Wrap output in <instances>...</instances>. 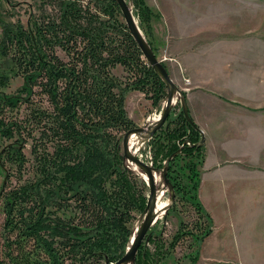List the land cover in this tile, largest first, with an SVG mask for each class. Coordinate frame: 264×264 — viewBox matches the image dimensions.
I'll return each mask as SVG.
<instances>
[{"label": "trees", "instance_id": "trees-1", "mask_svg": "<svg viewBox=\"0 0 264 264\" xmlns=\"http://www.w3.org/2000/svg\"><path fill=\"white\" fill-rule=\"evenodd\" d=\"M83 1L35 0L38 14H30L28 25L21 19H0V53L13 63L0 72V135L13 140L0 153L5 172L0 264H115L126 253L132 234L127 226L131 212H143L147 206L139 178L123 167L122 135L136 126L126 95L141 91L158 106L168 88L119 19L118 2ZM132 2L153 49L152 19L160 14L146 0ZM49 6L56 7V16H50ZM118 66L128 80L115 74ZM15 77L23 84L15 93H6ZM21 105L28 109L26 117L15 120L7 115ZM31 124L37 133L28 130ZM164 130L150 143L155 168L162 169L170 158L167 175L176 198L169 212L183 200L196 213L194 222L180 221L170 246L193 237L198 244L192 256L196 264L214 228L199 198L206 149L199 144L185 146V156L176 153L186 135L193 143L201 136L182 109L169 117ZM28 139L33 141L36 171L24 179ZM13 176L15 185L9 183ZM71 205L75 209H69ZM160 239L152 235L150 242L158 250L151 253L141 247L134 264H158L154 255L164 245Z\"/></svg>", "mask_w": 264, "mask_h": 264}, {"label": "rangeland", "instance_id": "rangeland-1", "mask_svg": "<svg viewBox=\"0 0 264 264\" xmlns=\"http://www.w3.org/2000/svg\"><path fill=\"white\" fill-rule=\"evenodd\" d=\"M88 0H84L85 4ZM134 12L136 23L148 42L145 30L141 27L138 16L136 15V7L132 0H127ZM151 6L154 12L160 14L159 17L152 19V44L153 52L156 56L163 61L168 70V63L173 59H178L180 53L189 52L190 56H194L192 52H200L202 60L207 58L224 56L227 61L231 62H244L255 63L262 58V177H264V0H146ZM49 14L51 17L57 15L58 10L54 6H49ZM122 12V11H121ZM30 14H38V9L35 0H0V19L8 21H16L21 19L25 25H28ZM119 19L125 22L123 14L120 13ZM126 23V22H125ZM2 38V25L0 23V41ZM149 44V42H148ZM150 45V44H149ZM151 47V45H150ZM59 54L65 58V54L62 50H58ZM234 52L235 54H230ZM228 53V54H227ZM13 63L9 56H4L0 53V72L8 71L12 67ZM115 74L124 80H128L130 76L124 70L122 66H118L114 69ZM169 72V70H168ZM170 74V73H169ZM172 78V77H171ZM185 82L189 83V78H184ZM188 79V81H187ZM23 84L21 77H15L12 79L10 85L4 89L6 93H15L17 89ZM182 92L178 105L173 107L170 116H175L179 110L183 108V102L186 101V92L175 83ZM141 91L130 90L126 95V108L130 117L136 123V126H142L147 124V119L151 115L161 114L163 110V101L158 105H152V102L142 95ZM39 101L40 97H36ZM183 110V109H182ZM28 109L26 105H21L13 112H7V115L16 119H22L26 117ZM169 116V117H170ZM191 117V116H190ZM160 128L165 132L167 122ZM135 126V127H136ZM164 128V129H163ZM29 129H34V134L37 133V128L34 125H30ZM158 129L157 131H159ZM199 129V128H198ZM156 131V132H157ZM200 131V139L193 143L186 135L184 139L178 142V153L182 156L186 154L183 152L185 146L199 145L201 139L204 137L203 132ZM155 132V133H156ZM123 136L120 142L121 154L123 155ZM15 140V138H13ZM152 139V138H151ZM150 139V140H151ZM144 146L139 154L145 162L153 165V148L150 143ZM13 140L1 137L0 135V153L2 150L10 144ZM32 139H28L25 147L26 154V168L24 171V179L34 177L36 171V159L31 152ZM205 145V143H203ZM206 149V147H205ZM206 154V151H205ZM206 156V155H205ZM6 159V158H5ZM205 162V161H204ZM166 160L163 165L165 166ZM7 167H12V163L7 161ZM123 167L125 166V159L123 155ZM128 169V168H127ZM201 169V166H200ZM130 170V169H128ZM131 171V170H130ZM4 169L0 162V191L2 189L4 181ZM134 173V172H133ZM135 174V173H134ZM168 174V171H167ZM138 178V187L143 188V195L147 197L150 194V188L147 183L141 179V176L135 174ZM168 177V175H167ZM11 185L17 183L15 176L9 180ZM141 184L143 187H141ZM174 186V185H173ZM11 188V187H10ZM167 198L170 197V190L167 187ZM175 189V188H174ZM176 192V191H175ZM175 202V201H174ZM249 206L254 207L252 210L255 212H261L262 214L256 216L253 220L257 223V226L251 224V228L248 231L239 234L240 249L242 250H255L262 251L260 255L264 254V181H262V199L249 198L244 200ZM256 206V207H255ZM69 209H75L74 205H71ZM70 211V210H68ZM253 211V212H254ZM74 212V211H73ZM142 212L133 210L131 212L132 219L127 223L129 229L133 233L135 226L141 218ZM69 214V212H68ZM196 218L194 208L187 202L178 200L174 210L168 211L166 217L152 225L142 241L140 248H145L151 253H155L158 250L153 242H150V237L159 236L161 242L164 244L161 247L160 254H155L158 264H195L192 261V256L198 248L193 237H187L178 242V244L172 248L170 243L173 236L179 229L180 221L192 223ZM252 221V222H253ZM4 222V213L2 211V204L0 202V241L2 237ZM220 230V226L219 229ZM250 234V237H246L245 234ZM132 234H130L127 248L130 244ZM219 234L217 231L205 240L204 249L206 253H210L214 248L217 250L221 241H218ZM251 240L256 242V245L252 243L251 246H246L244 243ZM262 241V243L260 242ZM235 244H238L235 241ZM260 244V245H259ZM202 247V246H201ZM139 248V250H140ZM141 248V249H142ZM237 249V246H233ZM239 248V247H238ZM138 250V252H139ZM203 253V251H202ZM125 255V254H124ZM138 255V253H137ZM201 255V251H200ZM160 256V257H159ZM123 257V256H122ZM121 257V258H122ZM137 257V256H136ZM159 257V258H158ZM120 258V259H121ZM119 259V260H120ZM205 259V258H204ZM201 258L202 264H206L205 260ZM200 260V258H199ZM198 260V262H199ZM198 262L196 264H198ZM103 264V263H102ZM134 264V263H132Z\"/></svg>", "mask_w": 264, "mask_h": 264}, {"label": "crops", "instance_id": "crops-1", "mask_svg": "<svg viewBox=\"0 0 264 264\" xmlns=\"http://www.w3.org/2000/svg\"><path fill=\"white\" fill-rule=\"evenodd\" d=\"M192 53H180L168 70L185 90L188 113L204 135L199 198L214 221L211 235L217 231L221 241L210 253L204 241L198 264L201 258L206 264H264L262 251L242 250L239 243V234L257 226L253 220L262 214L244 203L262 199V58L244 63L211 55L204 61L200 52Z\"/></svg>", "mask_w": 264, "mask_h": 264}, {"label": "water", "instance_id": "water-1", "mask_svg": "<svg viewBox=\"0 0 264 264\" xmlns=\"http://www.w3.org/2000/svg\"><path fill=\"white\" fill-rule=\"evenodd\" d=\"M121 8L124 20L133 33L134 37L138 41L145 58L147 61L156 69V71L159 73V75L162 77V79L165 81L167 85V96L164 100H166V105L163 107V110L160 114L159 119L153 123L152 125L148 126L147 124H143L142 126H136L128 130L124 136H123V155L125 159V166H126V161L131 160L135 162L136 164L140 165L142 168L145 169L147 172L149 181H145L147 185L150 188V194L148 196V201H147V206L145 210L141 213L142 214V224L140 229L135 232L133 231L130 244L127 248V251L125 255L118 260L115 264H129V263H134L138 250L142 244V241L146 237L150 227L153 225L154 222V211L156 209V204H157V193H158V187L156 185L153 172L157 171L161 173V176L170 190V204L168 205L166 209V215L168 214L169 209L173 205L175 198H176V193L174 191L173 184L170 182V180L167 177V171H168V163L169 159L166 160L165 166L162 169H157L155 168L152 164H148L145 162L141 157H139L137 154L132 152V149L130 148V138L134 133H138L140 135H145L147 141H149L155 132L160 129L165 121L169 118L172 109L174 105L173 104V98H174V93L175 91H179L181 94L182 92L178 88V86L175 84L173 79L171 78L167 67L164 65L163 61L160 60L156 54L153 52V49L150 47L144 36L142 35L140 29L138 28V25L136 23L135 15L133 14L131 4L127 0H116ZM163 100V101H164ZM183 111L185 113V116L187 117L188 121L190 123L193 122L192 118L190 117L186 105V101L183 102ZM204 143V137L201 139L200 144ZM181 151L178 150L176 153H179ZM128 169L129 167L126 166Z\"/></svg>", "mask_w": 264, "mask_h": 264}, {"label": "bare ground", "instance_id": "bare-ground-1", "mask_svg": "<svg viewBox=\"0 0 264 264\" xmlns=\"http://www.w3.org/2000/svg\"><path fill=\"white\" fill-rule=\"evenodd\" d=\"M133 11V10H132ZM134 14V12H133ZM136 19V18H135ZM139 28V27H138ZM181 93L179 91H175L174 98H173V104H177L178 100L181 98ZM166 105V100L163 101V107ZM160 117V114H155L149 116L147 119V125L150 126L153 123H155ZM148 143L145 135H140L138 133H134L130 138V148L132 149V152L137 154L139 156L140 152L144 148V146ZM126 166L129 167V169L137 174L138 176H141V179H144L145 181H149L147 172L144 168H142L140 165L136 164L135 162L131 160L126 161ZM153 176L156 182V185L158 187V193H157V204L156 209L154 211V222L153 225L156 224L158 221L162 220L164 217H166V209L168 205L170 204V198H167V185L165 184L161 173L154 171ZM142 224V217L139 219V222L135 226L134 231L137 232ZM131 264V263H129Z\"/></svg>", "mask_w": 264, "mask_h": 264}, {"label": "built area", "instance_id": "built-area-1", "mask_svg": "<svg viewBox=\"0 0 264 264\" xmlns=\"http://www.w3.org/2000/svg\"><path fill=\"white\" fill-rule=\"evenodd\" d=\"M187 81H188V79H187Z\"/></svg>", "mask_w": 264, "mask_h": 264}]
</instances>
